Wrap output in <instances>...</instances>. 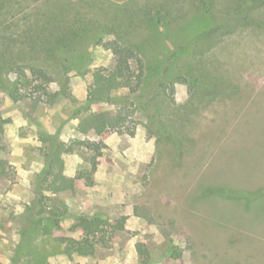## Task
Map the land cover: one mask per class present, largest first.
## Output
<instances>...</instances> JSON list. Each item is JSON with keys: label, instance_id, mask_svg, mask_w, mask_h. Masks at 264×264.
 <instances>
[{"label": "rangeland", "instance_id": "obj_1", "mask_svg": "<svg viewBox=\"0 0 264 264\" xmlns=\"http://www.w3.org/2000/svg\"><path fill=\"white\" fill-rule=\"evenodd\" d=\"M9 2L0 74L26 97L0 87V264H264V4L239 21L235 0H212L210 12L199 0ZM114 38L138 47L145 81L90 102L93 72L115 64L104 47ZM34 66L53 77L48 92ZM202 76L225 90L204 94ZM120 110L115 129L82 124ZM52 140L65 176L96 169L55 193L49 176L38 201ZM62 203L69 215H52ZM84 215L124 229L78 254Z\"/></svg>", "mask_w": 264, "mask_h": 264}, {"label": "trees", "instance_id": "obj_2", "mask_svg": "<svg viewBox=\"0 0 264 264\" xmlns=\"http://www.w3.org/2000/svg\"><path fill=\"white\" fill-rule=\"evenodd\" d=\"M199 2L207 9L208 12L211 10L212 0H199ZM7 0H0V12L5 8ZM264 4V0H235L233 3V16H229V19L235 18L236 20H246L248 19L249 12L255 7ZM228 19V20H229ZM44 26H39V24L33 25L30 29L31 32H36L40 34V31L44 29ZM48 29V28H46ZM67 47V45H65ZM104 47L110 50L115 58V64L112 69H97L93 72V81L88 89V101L90 102H101L108 101L112 93L123 87H127L132 91H137L141 88L145 81V70L144 62L140 55L138 47L132 43L122 41L119 38L109 39L104 42ZM56 51H60L59 46L54 47ZM1 66V65H0ZM33 73L36 74L38 80H42V83L37 85V89L40 91L48 92V86L53 81V77L43 68L34 66L32 68ZM186 80V79H184ZM200 84L198 87L202 89L204 94H216L225 89L222 84L218 81L217 77L205 78L202 76L198 78ZM6 84V79H4L0 74V87L9 91V95L16 99L21 100L26 97L20 93V79L13 80ZM225 88H228V83H225ZM56 95V92L54 93ZM128 114L123 113L122 110L118 111L117 114L111 115L109 112L100 113H90L82 119V124L88 125L96 129L98 133H103L110 129L117 128L120 123H122ZM3 130L1 118H0V133ZM134 134V131H131ZM63 145L57 143L56 141H50V148L46 155V162L44 168L40 172L37 178V195L39 200L43 195L42 183L43 181H48L49 176H52L51 187L54 193L65 189L73 188L76 179L86 178L90 179L91 174L96 169V162L93 164V168L90 172H81L78 176L67 177L62 172V162L57 159V153ZM57 168V170H55ZM55 170V171H54ZM209 188L204 190L203 194L210 193L213 189ZM218 196L223 198H230L231 191L227 188L220 189ZM62 211L56 212L55 209H50V213L57 217H64L69 215V211L66 206L62 203ZM57 208V207H56ZM80 225L86 231V236L82 239H71V250L81 255L90 254L96 242H108L110 238L115 234L116 231L124 229L123 222H117L116 224L111 223L108 220L101 218L98 215L95 216H80ZM107 233L109 235L107 236ZM29 250V248H28ZM21 253L16 254L15 260H18Z\"/></svg>", "mask_w": 264, "mask_h": 264}]
</instances>
